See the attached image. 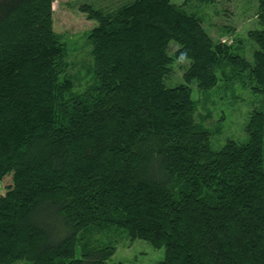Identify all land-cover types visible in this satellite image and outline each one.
Listing matches in <instances>:
<instances>
[{
	"label": "trees",
	"instance_id": "1",
	"mask_svg": "<svg viewBox=\"0 0 264 264\" xmlns=\"http://www.w3.org/2000/svg\"><path fill=\"white\" fill-rule=\"evenodd\" d=\"M54 1L0 0V182L13 176L0 264H105L114 246L80 257L77 246L113 227L165 247L163 264H264V111L252 112L247 142L214 150L190 86L213 89L228 64L264 95V29L248 33L251 63L171 0L81 5L97 21L94 76L69 96ZM256 16L264 26V0ZM184 60V82L168 85Z\"/></svg>",
	"mask_w": 264,
	"mask_h": 264
},
{
	"label": "rangeland",
	"instance_id": "2",
	"mask_svg": "<svg viewBox=\"0 0 264 264\" xmlns=\"http://www.w3.org/2000/svg\"><path fill=\"white\" fill-rule=\"evenodd\" d=\"M133 0H55L53 3L54 29L66 44V72L71 78L73 90L69 96L81 94L93 82L94 58L90 32L97 26L96 20L88 18L81 11L84 4L106 11L132 2ZM184 5L185 9L200 17L204 27L216 42H225L232 50L254 62L257 44L249 37V31L264 29L257 20L259 0H171ZM178 45L171 43L169 53L173 55ZM189 61H175L171 73L166 78L168 85L184 82L183 75ZM218 84L209 91H201L197 83L190 86L195 101V117L198 125L211 132L214 150L222 148L230 139L247 142L246 130L253 111H264V95L255 91V82L247 72H238L234 67L223 64ZM13 176L7 175L0 182V196L5 195ZM95 246H114L115 254L105 264H163L165 247L156 248L150 242L137 239L132 241L122 229L109 228L101 232L85 234L77 246V256L81 251ZM17 264H30L26 260Z\"/></svg>",
	"mask_w": 264,
	"mask_h": 264
}]
</instances>
